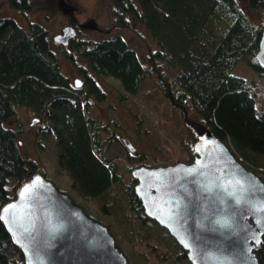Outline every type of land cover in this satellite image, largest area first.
<instances>
[{"label":"trees","instance_id":"1","mask_svg":"<svg viewBox=\"0 0 264 264\" xmlns=\"http://www.w3.org/2000/svg\"><path fill=\"white\" fill-rule=\"evenodd\" d=\"M7 1L17 11L32 10L34 5L32 0ZM112 2L122 27H128L133 17L148 29L157 49L146 66L121 35L72 41V50L78 51L85 64L73 55L66 57L86 75V90L75 88L62 72L54 40L44 24L30 21L23 26L11 15L0 16V210L32 175L48 177L40 162L24 150L22 126H11L21 109H29L40 119L35 135L39 139L33 145L42 148L45 137L54 140L57 168L66 172L81 197H105L114 184L123 182L120 162L109 158L110 142H101L100 127L89 112L90 96L98 102L106 99L96 76L118 80L130 96L156 77L159 91L174 107L196 112L205 129L221 138L240 163L264 181V114L259 115L252 93L255 83L234 74L236 66L245 62L264 76L255 59L264 29V0L246 1L247 9L262 13L260 25L250 20L240 0ZM72 24L77 28L74 20ZM125 196L135 219L161 227L145 215L132 183L126 185ZM161 229L179 248L172 264H191L183 248ZM110 232L129 264L149 261L147 254H137L125 233L118 237L116 231ZM257 255L264 264V242ZM168 256L164 254L162 260ZM0 264H25L23 252L1 219Z\"/></svg>","mask_w":264,"mask_h":264},{"label":"water","instance_id":"2","mask_svg":"<svg viewBox=\"0 0 264 264\" xmlns=\"http://www.w3.org/2000/svg\"><path fill=\"white\" fill-rule=\"evenodd\" d=\"M77 37L69 25L53 40L68 46ZM255 59L264 69V29ZM122 142L136 152L128 138ZM193 153L189 163L132 169L145 215L169 232L191 264H261L264 181L210 130L197 136ZM0 219L25 264H129L109 228L42 173L18 188Z\"/></svg>","mask_w":264,"mask_h":264},{"label":"rangeland","instance_id":"3","mask_svg":"<svg viewBox=\"0 0 264 264\" xmlns=\"http://www.w3.org/2000/svg\"><path fill=\"white\" fill-rule=\"evenodd\" d=\"M247 0H240L250 20L260 25L262 13L247 9ZM32 10L17 11L11 9L7 0H0V16L15 18L21 25L27 26L32 21L44 24L53 38L62 33L67 25H75L78 29V41L101 40L121 35L135 48L142 61L149 66L150 56L157 49L148 29L133 17H129V26L122 27L115 16L112 0H32ZM76 39V40H77ZM55 46L60 59L62 72L73 76L76 67L66 56L74 55L79 63L85 64L77 50H63ZM76 46V45H75ZM73 46V47H75ZM65 48V47H64ZM77 49V47H76ZM85 72V71H84ZM234 74L255 83L252 93L257 102L259 115L264 114V76H258L245 62H240ZM96 75V74H94ZM98 84L105 92V101L91 104L90 114L100 127L101 142L109 141L106 152L112 160L120 162L123 182L114 184L105 197L90 199L81 197L72 187L70 177L65 171L57 168L54 140L45 137L42 148L33 145L39 117L29 109L19 110L18 117L11 126H22L21 144L31 157L37 159L56 187L67 193L72 200L81 205L87 214L108 225L110 231H116L118 237L125 233L128 240L134 242L137 254H147L146 264H172L179 248L164 236L159 226L141 221L133 217L125 190L128 183L132 186L136 181L129 173L130 168L139 165L168 166L177 162L193 160L194 138L204 131L205 127L196 112L190 108L174 107L158 89L154 78L146 80L137 95H127L118 80L110 76H96ZM93 100L94 96H90ZM38 119L37 123L34 120ZM128 138L139 151L130 157L122 138ZM39 138H37L38 140ZM35 140V141H37ZM192 156V157H191ZM142 160V161H141ZM141 162L138 164V162ZM105 208V211L102 209ZM93 218V217H92ZM164 254L168 258L163 261Z\"/></svg>","mask_w":264,"mask_h":264},{"label":"flooded vegetation","instance_id":"4","mask_svg":"<svg viewBox=\"0 0 264 264\" xmlns=\"http://www.w3.org/2000/svg\"><path fill=\"white\" fill-rule=\"evenodd\" d=\"M78 34H79V32H78ZM72 43V42H71ZM69 44L68 46H62V45H57V46H62L63 47V50H66V52L68 53H71V51H70V49H69V47L72 45V44ZM65 47V48H64ZM72 54H74V53H72ZM71 54V55H72ZM74 56V55H73ZM75 65V67H76V71H75V73H74V75L73 76H69V79H70V81H71V83H73L74 84V86H75V88H77V89H79V90H86V87H87V78H86V75L84 74V73H81V71H79V68H78V66L76 65V64H74ZM76 79H81L82 81H83V83L81 84V86H79V87H77L76 85H75V80ZM104 94H105V92H103ZM106 95V94H105ZM99 102H98V100L96 99V97H95V99H93V100H91V104H98ZM122 138V137H121ZM128 150V149H127ZM128 154H129V156H134L135 157V155H138L139 154V151L138 150H136V152H134V153H130V152H128ZM140 166V165H139ZM135 168V167H134ZM135 180V179H134ZM136 181V180H135Z\"/></svg>","mask_w":264,"mask_h":264}]
</instances>
